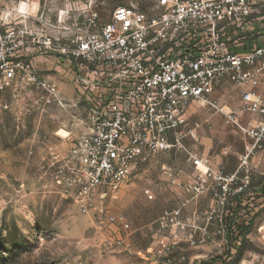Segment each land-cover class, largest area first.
<instances>
[{
  "label": "built area",
  "instance_id": "obj_1",
  "mask_svg": "<svg viewBox=\"0 0 264 264\" xmlns=\"http://www.w3.org/2000/svg\"><path fill=\"white\" fill-rule=\"evenodd\" d=\"M150 10L117 7L96 31L77 29L64 45L11 22L8 14L0 17V91L35 81L37 55L56 53L72 63L86 132L52 154L51 167L57 193L80 214H102L145 157L186 154L191 171H168L177 202L154 222L147 254L149 264H205L198 251L217 239L239 238L238 206L256 195L253 178L264 173V94L257 91L264 78V26L256 27L264 21V0H156ZM222 81L243 90L236 106H215L245 142L231 172L187 146L199 142L200 125L190 121V110L214 107L210 97ZM204 195L210 204L203 210L193 201ZM106 222L129 229L122 216ZM186 249L197 254L190 257Z\"/></svg>",
  "mask_w": 264,
  "mask_h": 264
},
{
  "label": "rangeland",
  "instance_id": "obj_2",
  "mask_svg": "<svg viewBox=\"0 0 264 264\" xmlns=\"http://www.w3.org/2000/svg\"><path fill=\"white\" fill-rule=\"evenodd\" d=\"M155 2L0 0V17L8 14L11 22L43 30L64 45L77 29L96 31L117 7L137 6L152 13ZM92 15L95 26H88ZM262 26L264 21L256 23L257 28ZM40 57L35 81L0 91V264H149L154 222L177 202L167 173H189L186 154L171 151L145 157L135 164L102 214H80L71 199L57 193L55 167H51V155L68 150L85 133L79 120L75 70L56 53ZM237 95L234 85L222 81L210 97L214 107L192 110V122L200 125L199 142H188V148L216 160L221 157L225 172L233 171L245 142L225 124L217 108L234 105ZM263 175L253 178L256 195L252 200L247 198L238 206L242 235L226 244L217 239L213 247L198 251L205 264H264ZM193 202L204 210L210 198L204 195ZM108 216H122L129 229L110 226ZM118 239L123 241L121 246L115 244ZM185 251L190 257L197 254Z\"/></svg>",
  "mask_w": 264,
  "mask_h": 264
},
{
  "label": "crops",
  "instance_id": "obj_3",
  "mask_svg": "<svg viewBox=\"0 0 264 264\" xmlns=\"http://www.w3.org/2000/svg\"><path fill=\"white\" fill-rule=\"evenodd\" d=\"M41 62H42V59H41V57H40V55H37V56H35V57H33V65H34V68H35V70L37 71V68H39L40 66H41ZM217 84H219V83H217ZM217 84H215V86H214V89H215V87L217 86ZM236 87V86H235ZM237 89H238V95H237V98H236V100H235V104L234 105H232V106H230V107H226V108H231V107H234V106H236L238 103H239V100H240V94H241V92L243 91L242 89H240V88H238V87H236ZM214 89H213V91H214ZM257 91L259 92V93H261V94H264V78H263V80L261 81V83L259 84V86L257 87ZM194 108H192L191 110H190V121L192 122V117H193V110ZM199 109V108H198ZM196 111H197V108L195 109ZM85 132H86V129H85ZM199 138V137H198ZM203 155L204 156H206V157H208L209 159H210V161L212 162V164L214 165V167H219V168H222V169H224L225 168V164L223 163V159L220 157V160H216V159H214V158H212V157H210L208 154H204L203 153ZM192 207H194L192 204H191V206H189V208L190 209H192ZM199 208V207H198ZM199 209H201V208H199ZM185 264V263H184ZM186 264H188V263H186Z\"/></svg>",
  "mask_w": 264,
  "mask_h": 264
},
{
  "label": "trees",
  "instance_id": "obj_4",
  "mask_svg": "<svg viewBox=\"0 0 264 264\" xmlns=\"http://www.w3.org/2000/svg\"><path fill=\"white\" fill-rule=\"evenodd\" d=\"M239 235H242V233H241V234H239Z\"/></svg>",
  "mask_w": 264,
  "mask_h": 264
}]
</instances>
